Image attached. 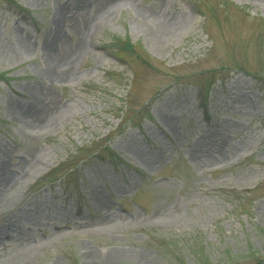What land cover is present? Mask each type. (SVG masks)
Returning <instances> with one entry per match:
<instances>
[{"label": "rangeland", "instance_id": "374dc122", "mask_svg": "<svg viewBox=\"0 0 264 264\" xmlns=\"http://www.w3.org/2000/svg\"><path fill=\"white\" fill-rule=\"evenodd\" d=\"M11 1L0 264H255L264 0Z\"/></svg>", "mask_w": 264, "mask_h": 264}, {"label": "trees", "instance_id": "16d2710c", "mask_svg": "<svg viewBox=\"0 0 264 264\" xmlns=\"http://www.w3.org/2000/svg\"><path fill=\"white\" fill-rule=\"evenodd\" d=\"M7 1H9L10 3H12L11 0H7ZM225 3L227 4V2H225ZM115 43L116 44L113 46L114 48L112 46H111V48H112V50L114 49L113 52L115 53V55L118 58H122L119 53H123V54H125V56H129V55H132V53H135L134 46H133V44L129 40H127V39H125V40H117ZM138 57L140 59L144 60V62L146 61V58L145 57H143L141 55L140 56L138 55ZM238 194H240V192H238ZM191 251H192V253H194L193 250H191ZM201 251H204V250L201 249ZM204 253H205V251H204ZM193 256L196 259V261L198 259V264H211L208 261V259L205 258V255H203V256H201V255L200 256L193 255ZM250 256L253 257V258H255V260H256L255 264H263V262H264V248L261 249V252H259L258 250H256V251L253 250L250 253H248V255H246V256L244 255L243 258H250ZM176 259H177V261H179V264H187V260L185 259L184 256L178 257ZM236 259L239 260L241 258H236ZM235 262L232 263V264H235ZM215 264H218V261Z\"/></svg>", "mask_w": 264, "mask_h": 264}]
</instances>
